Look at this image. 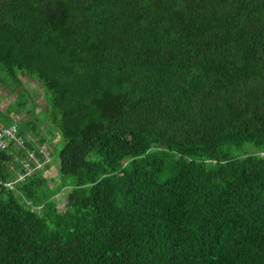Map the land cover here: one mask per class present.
Here are the masks:
<instances>
[{"label": "trees", "instance_id": "obj_1", "mask_svg": "<svg viewBox=\"0 0 264 264\" xmlns=\"http://www.w3.org/2000/svg\"><path fill=\"white\" fill-rule=\"evenodd\" d=\"M0 84V264H264V0H0Z\"/></svg>", "mask_w": 264, "mask_h": 264}, {"label": "built area", "instance_id": "obj_2", "mask_svg": "<svg viewBox=\"0 0 264 264\" xmlns=\"http://www.w3.org/2000/svg\"><path fill=\"white\" fill-rule=\"evenodd\" d=\"M10 116L14 118L15 114ZM28 142L31 147L27 146ZM9 147L17 149L10 151ZM50 151L48 144L37 143L27 135L20 134L15 119L7 125L0 123V152L7 153V158L1 159L0 164L3 163L7 170L12 171L11 177L0 179V187L14 190L17 182L22 181L26 175L42 169L50 161Z\"/></svg>", "mask_w": 264, "mask_h": 264}, {"label": "rangeland", "instance_id": "obj_3", "mask_svg": "<svg viewBox=\"0 0 264 264\" xmlns=\"http://www.w3.org/2000/svg\"><path fill=\"white\" fill-rule=\"evenodd\" d=\"M22 81H24V85L26 86L27 90H29L30 96H31V100L35 101L34 105H36V117L37 120L43 119V113L42 111H39V105L40 106H44V101H43V95H44V91L43 89L40 87L39 88V83L37 81L34 82L33 78L29 77V76H24L22 78ZM38 84H37V83ZM15 98V95L13 93H9L1 84H0V110L3 112H6V106L13 102ZM14 114V113H13ZM17 116V118L19 115H15ZM45 136H47L49 138V140H51V142H46V144H48L51 148V166L48 167L47 171H46V175L49 176L48 178H52L50 180L47 181V184L49 186H52L54 184H57L60 182L61 178L58 177L57 175V151L59 150V148L62 145V138L60 137V135L53 130H49V131H44ZM50 143L52 145H50ZM245 150L247 149H252V147L250 145H245L244 148ZM70 186H66L63 187L61 189V191L56 194L55 196H53V199L57 200V207L60 210H63V207L65 205V197L64 198H60L58 199L59 195L65 194L67 190H69Z\"/></svg>", "mask_w": 264, "mask_h": 264}]
</instances>
